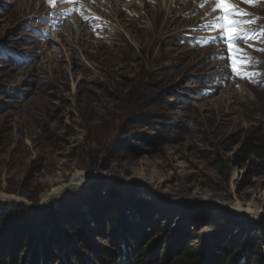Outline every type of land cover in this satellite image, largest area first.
<instances>
[{
	"label": "rangeland",
	"instance_id": "obj_1",
	"mask_svg": "<svg viewBox=\"0 0 264 264\" xmlns=\"http://www.w3.org/2000/svg\"><path fill=\"white\" fill-rule=\"evenodd\" d=\"M201 2L0 0V196L20 200L0 202L11 217L0 254L25 257L9 245L12 222L34 216L52 230L51 214L106 187L143 196L140 210L164 229L149 243L160 259L166 249V264L187 224L191 248L224 256L223 243L245 235L264 259V39L237 43L256 63L244 69L254 75L232 74L217 58L227 54L220 33L203 27L220 14L216 0ZM229 2L256 21L242 29L264 28V4ZM107 222L90 221L100 247L118 254ZM61 234L69 242L55 244L61 259L49 264H76L75 251L88 253L81 233ZM126 250L122 264H139Z\"/></svg>",
	"mask_w": 264,
	"mask_h": 264
},
{
	"label": "trees",
	"instance_id": "obj_2",
	"mask_svg": "<svg viewBox=\"0 0 264 264\" xmlns=\"http://www.w3.org/2000/svg\"><path fill=\"white\" fill-rule=\"evenodd\" d=\"M1 49V45H0ZM143 122L152 124V117H143ZM247 151V149L245 150ZM223 163V160L218 158ZM105 193L92 189L86 194V198L69 204L68 210L51 214L54 219L52 230H38L34 216L20 217L10 225L9 245L14 251L20 250L25 255L22 262L15 264H49L51 259L60 261V250L55 247L56 243H67L69 240L63 239L61 231H70L76 236L81 233L82 248L87 251L83 255L75 251L72 261L79 264H115L116 259L119 264L130 259L127 246L135 251L132 262L139 264H166L167 251L164 249V258L158 257V246L149 243L153 236L158 235L164 229L154 222L152 216L143 212L140 206H144L143 196L132 193L129 197H122L114 191L104 187ZM139 207L141 213H137ZM0 207V227L11 220L8 210ZM102 213L107 216V224L103 225L104 239L108 244L117 246L120 252L117 254L111 248L102 249L101 244L96 240V233L90 221L98 222ZM221 220H215L211 227H216ZM78 223V224H77ZM78 225V226H77ZM73 236V237H74ZM176 260L173 264H264L262 252L256 247H251L253 239H248L245 235H239L234 240L223 243V250L226 255L211 257L206 251L191 248V244L197 240V236L190 225H184L176 238ZM262 248V247H261ZM150 256L154 258L151 262ZM167 256V257H166ZM15 258V257H14ZM5 252L0 254V264H14ZM11 260V261H10ZM16 260V258H15ZM10 261V262H8Z\"/></svg>",
	"mask_w": 264,
	"mask_h": 264
},
{
	"label": "snow or ice",
	"instance_id": "obj_3",
	"mask_svg": "<svg viewBox=\"0 0 264 264\" xmlns=\"http://www.w3.org/2000/svg\"><path fill=\"white\" fill-rule=\"evenodd\" d=\"M208 0H202L200 7H203ZM241 2L247 3L252 6H257L264 4V0H241ZM48 3L52 4L53 0H48ZM220 10V14L216 15L212 20L207 21L203 27L209 28L213 31H218L220 33V39L226 44L225 50H221L220 54L217 56L218 59L224 60L228 59L231 61L229 67L231 73L239 76L240 78H246L249 75H254V73H248L244 71L249 65L256 63L254 58L250 57L248 53L237 47L239 42H247L249 40H260L264 39V28L252 29L246 28L242 29V25L256 23L255 19H239L237 17H251L252 14L246 12L244 9H239L232 5L229 0H216L215 6L211 9V13H215ZM211 13H206L205 15H210ZM217 37H213L216 40ZM257 51L264 52V48H257ZM264 63V62H261Z\"/></svg>",
	"mask_w": 264,
	"mask_h": 264
},
{
	"label": "water",
	"instance_id": "obj_4",
	"mask_svg": "<svg viewBox=\"0 0 264 264\" xmlns=\"http://www.w3.org/2000/svg\"><path fill=\"white\" fill-rule=\"evenodd\" d=\"M91 180V181H90ZM90 180H87V181H83V184H82V186H81V189L83 188V187H85V185H88L90 182H92V181H94V180H92V179H90ZM96 180V179H95ZM118 182H121V180H118ZM75 186H78L77 184H71L70 186H69V188H67L66 190H62V192L61 193H59V194H64L66 191H68V190H70V189H72V188H74ZM58 196V194H52V195H50V197L46 200V202L45 203H43L41 206H39V207H37L36 209H39L40 207H44L45 205H47L50 201H51V199H53V198H56ZM7 200H5V199H2V197H0V202H2V201H20V200H17V199H15V198H6ZM21 202H23V201H21ZM24 203V202H23ZM248 215V214H247ZM247 215H244V216H247Z\"/></svg>",
	"mask_w": 264,
	"mask_h": 264
},
{
	"label": "bare ground",
	"instance_id": "obj_5",
	"mask_svg": "<svg viewBox=\"0 0 264 264\" xmlns=\"http://www.w3.org/2000/svg\"><path fill=\"white\" fill-rule=\"evenodd\" d=\"M72 184H77L78 186H75V187L78 188V189H80L83 183L81 182V183H72ZM65 193H66V192H65ZM0 197H2V199H5V200H7L6 198H8V197H3V196H0ZM49 197H50V196H49ZM53 199H54V198H53ZM53 199H51V201H52ZM8 201H9V200H8ZM51 201H50V202H51ZM245 213L251 215V214L248 213V212H245Z\"/></svg>",
	"mask_w": 264,
	"mask_h": 264
}]
</instances>
